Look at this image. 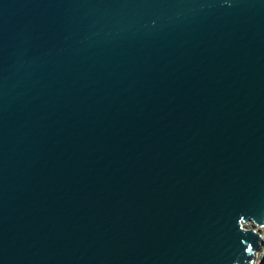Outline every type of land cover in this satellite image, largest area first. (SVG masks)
Returning <instances> with one entry per match:
<instances>
[{"label": "water", "instance_id": "1", "mask_svg": "<svg viewBox=\"0 0 264 264\" xmlns=\"http://www.w3.org/2000/svg\"><path fill=\"white\" fill-rule=\"evenodd\" d=\"M260 228L264 0H0V264H256Z\"/></svg>", "mask_w": 264, "mask_h": 264}, {"label": "rangeland", "instance_id": "2", "mask_svg": "<svg viewBox=\"0 0 264 264\" xmlns=\"http://www.w3.org/2000/svg\"><path fill=\"white\" fill-rule=\"evenodd\" d=\"M254 227L258 228L256 225H254ZM259 230H260L262 233H264V228H260ZM262 257H263V254L259 256V258H258L259 261H257L258 264L261 262ZM256 264H257V263H256Z\"/></svg>", "mask_w": 264, "mask_h": 264}, {"label": "trees", "instance_id": "3", "mask_svg": "<svg viewBox=\"0 0 264 264\" xmlns=\"http://www.w3.org/2000/svg\"><path fill=\"white\" fill-rule=\"evenodd\" d=\"M263 246H264V242H263ZM259 264H264V253H263V257H262V260Z\"/></svg>", "mask_w": 264, "mask_h": 264}, {"label": "built area", "instance_id": "4", "mask_svg": "<svg viewBox=\"0 0 264 264\" xmlns=\"http://www.w3.org/2000/svg\"><path fill=\"white\" fill-rule=\"evenodd\" d=\"M264 253V252H263ZM259 261V260H258ZM257 264H258V262H257Z\"/></svg>", "mask_w": 264, "mask_h": 264}]
</instances>
